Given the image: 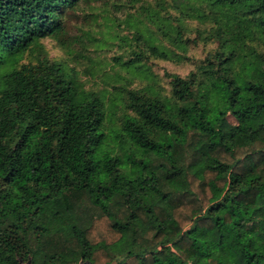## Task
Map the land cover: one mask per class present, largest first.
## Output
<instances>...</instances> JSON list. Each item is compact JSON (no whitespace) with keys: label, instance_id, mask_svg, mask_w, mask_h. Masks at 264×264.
<instances>
[{"label":"trees","instance_id":"trees-1","mask_svg":"<svg viewBox=\"0 0 264 264\" xmlns=\"http://www.w3.org/2000/svg\"><path fill=\"white\" fill-rule=\"evenodd\" d=\"M109 2L124 66L190 68L123 88L112 137L46 46ZM19 260L264 264V0H0V264Z\"/></svg>","mask_w":264,"mask_h":264},{"label":"rangeland","instance_id":"rangeland-1","mask_svg":"<svg viewBox=\"0 0 264 264\" xmlns=\"http://www.w3.org/2000/svg\"><path fill=\"white\" fill-rule=\"evenodd\" d=\"M126 18L127 14L119 12L113 2L99 8H82L67 38L46 41L51 57L63 63L73 76L78 94L84 97L94 92L101 99L106 113L105 132L110 137L118 130L124 111L123 88L144 83L156 90L166 71L187 74L190 69L163 62L154 65L155 78L149 79L147 73L124 66L122 57L132 44L127 38L131 29L127 28ZM212 98L218 105V94L213 93ZM229 121L237 128L244 125L242 119L229 117Z\"/></svg>","mask_w":264,"mask_h":264},{"label":"water","instance_id":"water-1","mask_svg":"<svg viewBox=\"0 0 264 264\" xmlns=\"http://www.w3.org/2000/svg\"><path fill=\"white\" fill-rule=\"evenodd\" d=\"M19 264H33L31 260H29L28 262H23L22 260H19ZM80 264H92L90 262H80Z\"/></svg>","mask_w":264,"mask_h":264}]
</instances>
